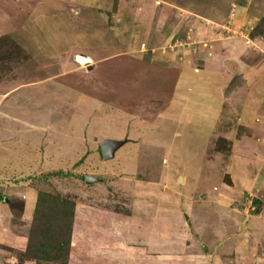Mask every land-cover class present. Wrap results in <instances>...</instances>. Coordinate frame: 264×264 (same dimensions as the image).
Here are the masks:
<instances>
[{
    "label": "rangeland",
    "instance_id": "obj_1",
    "mask_svg": "<svg viewBox=\"0 0 264 264\" xmlns=\"http://www.w3.org/2000/svg\"><path fill=\"white\" fill-rule=\"evenodd\" d=\"M97 1L70 0L66 4L74 10L77 4L99 6L98 10H94L95 14L86 20L87 15L85 17V13L82 14L80 17L82 23H79V17L73 16V19L78 20L77 26L83 28L90 27L94 20L99 21L95 23L97 28L106 24L105 28L109 30L110 36L106 38L109 43L112 39L117 42L118 49L101 51L102 47L96 44L100 50L87 51L84 48L90 45L86 44L77 45L80 50H74L66 56L62 55L61 51H55L53 66L44 70V76H52L55 80L62 78L65 86L49 80L36 86L22 87L16 94V103L12 101L16 104L17 116L23 115L27 119L25 126L30 129L27 132H19V127L14 136L3 134L4 142H15L19 138L21 141L34 143L38 139L39 148H42V145H46L47 134V139L51 143L49 148L53 154L59 153L56 157L57 162L54 160L46 162L44 159L38 161L43 164L34 166L25 160L29 165L22 168L14 166L8 173L10 175L3 172L5 166L0 165V211L3 204L11 214L13 213L14 227L20 225L16 216L22 206L21 200L15 198L14 191L24 184L26 190L32 189L37 195L30 223L16 227V230L26 238L27 246L22 253L16 254L15 264H20L25 258L36 260L41 258L42 261L63 264L70 253L69 250L71 264H80L82 260L80 248L83 242L88 240L89 232L82 229L79 224L94 222L95 215H98L94 212L100 211L117 216L121 221L122 218L135 213L133 205L139 198L144 199L145 208L138 209L139 212L136 211L135 215L156 222L151 230L145 229L146 235H142L149 238L152 243L151 256L179 247L180 240H183L178 236L181 231H178V227L170 229V226L163 223L170 218L174 221L177 217V222L184 223L183 232L187 233V237L184 238L190 246L186 253L182 254V251L176 253L177 257H174L176 262L173 260L171 264H208L214 259L216 245H221L216 241L220 240L219 236L216 240L212 237V228L208 223L213 222V212L217 208L226 211L227 207L221 206L216 196L222 192L219 186L222 188L230 180V171L225 172V168L228 169L233 162L230 148L232 149L233 144L239 145L242 135L243 139L249 140L246 142L249 144L247 152L245 151L246 155L244 157L241 155L242 163L250 167V173L254 176L264 175V165L261 164L264 149L260 152L255 148L260 136H264L262 132L261 135L257 133L264 125V100L258 102L254 97L251 100L246 97L249 91L253 92L250 83L252 80L255 81V74L246 68L244 71L239 70L236 65L242 62L246 67L256 64L255 62H264V37L258 32L261 26L264 28V6H258L261 11L258 13V20L251 25V30H247L245 26L247 23H244L243 27H236L231 18L216 19L219 16L218 10L215 16L212 9L201 2L196 3V0H164L167 4L158 0H100V4ZM7 3L9 4L6 5ZM13 3L14 0H0V15L8 16L15 13L6 21L3 16L0 23L2 83L4 78L14 79L11 74H15L13 69L16 56L29 57L24 55L25 50L23 54L14 52L15 47L19 48L22 44L18 32V28L22 26L20 24H23L21 22L25 23L24 27L33 22L29 21V16L25 13L30 10L24 6L23 10L21 7L13 11ZM29 4V7L34 6L35 0H31ZM52 6L48 4L49 10L44 13L45 22L40 23L51 36L53 33L58 34L65 26V19L50 11ZM253 7L246 8V12L255 15ZM16 15H22V18L19 16V19H16ZM219 24L227 27H217ZM41 30L43 32L45 28ZM212 32L216 37L221 35L232 40L242 39L247 43V52L227 66L223 74L225 78H220L217 83V95L220 97L219 93H222L224 97L223 102L218 101L222 107L217 109L211 100L205 98L206 93L192 100L188 95L190 88H185V91L186 89L188 91L185 93L180 89L179 91L183 92L180 97L177 86L174 85L175 79L180 76L181 70L177 66L180 61L185 62L195 73L200 68L198 64L201 52L205 43L211 39ZM88 40L98 43L97 39ZM54 43L62 45L56 40ZM198 49L200 54L197 52ZM60 53L63 56L62 61ZM206 54L208 48L204 49V55ZM86 57L91 59L86 62L88 60ZM23 62L22 65L25 66L26 63ZM60 64L64 67H60ZM255 67L257 68V64ZM17 71L21 72L19 68ZM31 73L33 72L27 76L34 75ZM119 78L121 88L124 89L125 86L129 94L135 96L123 100V94L113 91L112 87L116 88L115 84ZM124 79H128V82L122 85ZM173 86L177 94L176 91L172 92ZM256 87L258 89L259 86ZM6 89L2 86V93ZM244 97L246 101L250 100V103L239 101ZM98 107L103 108L105 115ZM171 107V112H166V109ZM246 108H249L248 118L242 113ZM195 110L197 114H194ZM163 111L166 115H172L173 112V116L176 115L174 120L178 122L163 117L161 114ZM214 113L219 114L220 118H213ZM46 125L52 128L47 126L48 130L46 129L45 133L42 129ZM95 128L99 130L98 134L94 133ZM82 133L86 148L84 147V151L80 153L81 156L64 161L67 155L60 153L74 152L81 145L79 138ZM101 136H118L125 141L115 154L104 158L98 146ZM33 152L34 154L37 152L35 143ZM86 176L89 180H86ZM215 176L218 179H215ZM179 177H183V181L180 182ZM200 180L206 181L198 183ZM207 183L210 189L213 184L212 189L219 194L214 195L208 202L207 209L210 217L212 216L211 219H208L207 224L201 222L198 229H194L189 223L190 203L193 202L194 205L195 202H200L199 199L205 192L199 186L206 187ZM140 185L143 187H139ZM142 192L144 193L141 194ZM161 192L167 199L161 197ZM254 192V189H246V194L238 197L236 205L239 206L237 209L239 213L245 212V215H250L264 207V196L254 197ZM87 211L91 212L86 213ZM173 213L177 215L174 216ZM85 216L86 219H81ZM168 217L170 218L167 219ZM0 219L2 220V217ZM73 225L75 236L72 238ZM230 226L234 228L232 224ZM116 232L120 236L121 231ZM158 232L165 238L162 240L158 238ZM128 234L134 236L132 242L136 245L140 232ZM214 240L216 243H213ZM182 242L184 244V241ZM122 243L118 244L117 253L120 257L126 249L125 242ZM116 246L117 244L105 247L116 252ZM2 250L4 248L0 244V264H5ZM216 250L219 251L217 248ZM219 254L224 261L221 251ZM46 257H49V260L42 259ZM192 257H197V260H191Z\"/></svg>",
    "mask_w": 264,
    "mask_h": 264
},
{
    "label": "crops",
    "instance_id": "obj_2",
    "mask_svg": "<svg viewBox=\"0 0 264 264\" xmlns=\"http://www.w3.org/2000/svg\"><path fill=\"white\" fill-rule=\"evenodd\" d=\"M70 1V0H68ZM67 0H42L40 3L39 1L35 0L34 6H30L31 0H14L13 3V11H17V8L22 7V10L25 7H28L30 11H26V15L29 16V21L31 22L30 25L24 27L25 24L24 22H21L23 24L20 28H18L19 32V38L21 39V43L19 48L15 47L16 52L15 54L22 53L23 50H25L24 55H29V57H23L21 56H16L15 57V63H14V69L13 73L11 76L14 78L12 80H9V78L5 79L4 82L2 83V79L0 80V165H4L3 172L6 174L9 173L10 169L12 171L13 167H20L22 168L24 165H29L27 161L31 165H38V164H43V162H38L39 160L46 159V162H50L51 160H54L57 162V154H53L51 151L50 147V142L48 141V135L46 134V145H42V148H39L38 144V139L34 141L35 143V148L37 152L34 154L33 149H34V143L29 142L27 140L21 141L19 138L13 141H8L4 142L2 139V135H13L14 132L19 129V132H27L30 128L25 126L27 123V119L22 117L17 116V109H16V103L17 97L16 94H18L19 90L22 87H31V86H36L40 83L44 82H57L61 83L60 85L65 86L62 78L55 80L54 77L52 76H44V70L51 68L53 59H54V53L55 51L62 52V55L69 54L74 52V50H80L77 45L79 46H84L86 44L90 45L88 47H85V50H100L99 46L96 44H99L102 48L101 51L104 49H107L108 51H116L119 47L118 43L115 42L113 39L108 42L107 38L110 37L109 30H107L106 24L104 25L102 22V26L97 28L95 23H99V21L94 20V24H92L90 27H78V20L79 23H82V19L80 18L82 14L85 13V20L91 17L92 15L95 14L94 10H98L97 7L99 6H91L87 4H77L75 5L76 10L70 9L67 7ZM84 1V0H83ZM99 4H100V0ZM97 1V3H98ZM163 2L164 4H167L164 0H158ZM196 3H203L205 6L209 7L210 10L214 12V15L216 16V12L218 10L219 16L216 19H221V20H227L231 18V21L233 22V25L236 27H243V24L247 23L245 26H247V30H251L252 26L254 25L255 22H257L258 18V13L261 12L258 9V6H264V0H196ZM12 2V1H10ZM7 3L6 5H8ZM48 4H53L52 8L50 11H54L53 14H55L58 17H61L62 19H65V26L62 28V30H59L58 34H52L50 35L49 32L46 31V27L43 26L42 22H45L44 20V13L45 11L49 10L48 9ZM98 5V4H97ZM253 7L255 12V15H250V13L246 12V8ZM152 7V6H150ZM19 9V10H20ZM216 10V11H215ZM76 11L75 13H73ZM135 12V11H133ZM22 15H24L23 11H21ZM15 13L9 14L8 16L6 15H0V23L2 22L3 16L5 17V21L8 20L9 18H12ZM19 15L20 18H22ZM17 16V17H16ZM16 19H19V16L16 15ZM73 16L79 17L78 20L73 19ZM212 17V16H211ZM264 17V15H263ZM95 18V17H94ZM214 18V17H212ZM215 19V18H214ZM93 22V20H91ZM104 22V21H103ZM17 24V25H19ZM71 24L73 26H71ZM93 27L95 29H93ZM24 28H27L24 30ZM45 30L42 32L41 29ZM244 28V29H246ZM1 29V28H0ZM21 29V30H20ZM2 32V30H0ZM42 32V33H38ZM259 35L264 37V28L262 26L259 28ZM111 34V33H110ZM213 32L211 34V39L208 40V42L205 43L203 46V51L201 52L202 55L200 57V62L198 65H200V68L197 69V72L195 73L194 70L191 69L187 64L184 63H178L177 66L179 67L180 71V76L175 79L174 85L176 84V88L178 90V93L180 97L183 95V90L184 93L188 92L187 89L185 91V88H190V98L192 100L196 99L197 97L204 94L208 98V100L212 101V105L215 106V108L222 107V105L219 102H223L224 97L222 93L216 92V87L218 81L225 77H223V74L225 73V69L227 68L228 65H231L232 62L236 59H240L245 52H247V43L245 41H242V39H234L232 40L227 39L221 35H218L219 37L213 36ZM106 38L104 40L103 38ZM258 37V36H257ZM42 39V40H41ZM50 39V41H48ZM84 39V40H83ZM95 40L97 39L98 43H93L92 41L88 40ZM208 39V38H206ZM57 41L58 43H62V45H55L54 41ZM80 40V41H79ZM23 43L25 45H23ZM110 46V47H109ZM0 47H1V42H0ZM208 48V54L204 55V49L206 50ZM246 48V49H245ZM198 54H200V50H197ZM44 55V58H43ZM61 53L59 54L61 61L63 60V56ZM196 56V55H194ZM89 61L91 58L86 57ZM85 58V59H86ZM25 61L26 65L23 66L22 63ZM91 62V61H90ZM257 68L255 67L256 64H252L250 66L244 67L242 65V62L236 64L239 70H243L246 68L252 74H255V81L252 80L250 83V89L253 91L252 93L249 91V93L246 95L247 98H250V100L254 97L256 101L264 100V69H263V63H257ZM61 65V64H60ZM60 67H64L61 65ZM189 67V68H188ZM18 68L21 70L20 73H17ZM255 68V69H254ZM2 69V68H0ZM33 72L30 77L27 76V74H30V72ZM36 71V72H35ZM230 73V72H229ZM225 76V75H224ZM259 79L258 81H256ZM261 79V80H260ZM29 80V81H28ZM121 79L119 78L118 82H116L114 86L112 87L114 92H119L122 95L123 100L128 98L129 96H135V94H129L128 88L124 86V89L121 88L120 85ZM128 82V79H124L122 81V85ZM258 85V89L256 87ZM2 86H5L7 89L4 90L2 93ZM191 86V87H190ZM256 87V88H254ZM179 88V89H178ZM254 88V89H253ZM115 89V90H114ZM182 89V91H179ZM200 89V91L198 90ZM176 91L175 86L172 88V92ZM220 92V91H219ZM177 94V91H176ZM135 98V97H134ZM203 99V98H202ZM200 99V100H202ZM246 98L244 97L243 99H240V102H244ZM249 100V101H250ZM11 102V103H8ZM13 101V102H12ZM177 101V99H176ZM219 101V102H218ZM249 101H246L245 104L250 103ZM7 104V105H6ZM176 104V103H175ZM243 104V105H245ZM171 106V105H170ZM242 106V105H241ZM100 108V112L102 111V114L105 115L103 112V108ZM172 109H166V112L168 111L171 112L170 110ZM249 108L243 109L242 113L246 118H248L249 115ZM216 111V110H215ZM99 112V111H98ZM165 112V113H166ZM163 117L165 118H172L174 120L173 112L172 115H166L161 113ZM197 114L196 110L195 113ZM172 116V117H171ZM198 116V115H195ZM77 117V116H76ZM214 117L220 118L219 114L213 115ZM6 119H12L11 121H8ZM76 120H78L76 118ZM45 121V120H44ZM74 121V120H73ZM177 121V120H174ZM46 122V121H45ZM178 122V121H177ZM49 124V122H47ZM96 123V121L94 122ZM97 124V123H96ZM179 124V123H178ZM33 126V124H30ZM85 125V124H84ZM83 125V126H84ZM47 126L52 128L50 125H46L42 131L46 133ZM86 126V125H85ZM169 126V123L167 124ZM15 128L12 129V128ZM22 128H26L25 130H22ZM48 130V129H47ZM32 131V128H31ZM34 131V130H33ZM99 130H96L95 128V134H98ZM82 132V131H81ZM120 131H118L119 133ZM264 133V125L260 127L259 131L257 132L258 134ZM92 131V134H94ZM100 133V132H99ZM114 134V132H112ZM117 133V134H118ZM261 133V134H262ZM260 134V135H261ZM227 134L225 133L224 136ZM84 133L80 135L79 142L81 145L72 153H60V155H67V158H65L64 161H69V159L73 160V158H79L81 156V152L84 151L85 146V139H84ZM103 140H119L121 141L120 145L117 146L113 151L112 155L115 154L117 149L122 146V143H124L125 140L118 138V136H110V137H100L98 141V146L99 142ZM239 145H234L231 150L232 153V163L228 166V169L225 168V172L228 170L230 171V180L227 185H223L222 188L219 186V190L221 192L220 195L216 196L218 203L223 206L225 205L226 211L220 210V208H217L213 214V222L208 223V219H211L210 214L208 212L207 206L208 202L210 199L213 198L214 195L219 194V192H216V190L212 189L211 184V189L209 188V184L207 183L206 187L199 186L203 189L205 192V195H202L200 197V202L197 201L193 204L190 203V217H189V223L193 225L194 229H198V226L203 222V224L210 225L212 228V237L216 240L217 236L220 237L221 242L216 240L219 244L221 245H216V248L219 250L217 252L215 248V253L214 259L212 262L208 264H238L240 263H245V264H264V207H261L257 213L254 214H246L245 212L239 213L237 210L239 206L236 205L238 197H241V195L246 194V189H254V197H263L264 196V175L262 174L261 176H254L251 174V169L249 166H246V163H242L243 160L241 158L246 155L245 151L248 150L249 144H247L246 139H243V135L241 136V139H239ZM67 141V140H65ZM68 142V141H67ZM33 146V148H31ZM53 146V144H52ZM95 146V145H94ZM239 146V149L237 147ZM245 146V147H243ZM255 148H258L260 152L264 149V136H260V141H258V144L255 145ZM55 149V147H52ZM81 149V151H80ZM240 151V152H239ZM239 152V153H238ZM247 152V151H246ZM83 154V153H82ZM263 154V153H262ZM17 155V156H16ZM76 158V159H77ZM244 159V158H243ZM27 160V161H25ZM215 163V162H214ZM243 164V165H242ZM261 164L264 165V157L261 156ZM12 167V168H8ZM18 169V168H17ZM26 173V172H25ZM208 174V173H206ZM10 175V174H8ZM214 176V175H210ZM215 179H218L215 176ZM179 180L183 181V177H179ZM207 180V179H206ZM206 180H200L198 183H203ZM209 180V178H208ZM154 183V182H153ZM156 183V182H155ZM145 186V185H144ZM148 187L149 185L146 184ZM139 187H143V185H140ZM27 188L25 185L19 186L15 193V198H18L22 202V206L19 209L17 213V220L20 225L14 227V221H13V213L9 212L7 207H5L2 204V210L0 211V218L2 217V220L0 219V244L4 248L2 250V257L5 258V264H15L17 260V255L22 253L25 248H26V238L23 236L21 232L16 230V227H23L30 223L33 213H34V208L36 204V198L37 195L36 193L32 190H26ZM196 189V188H195ZM140 190V189H139ZM142 192L141 194H143ZM192 194V193H191ZM165 194L163 195L161 192V197H164ZM253 196V195H252ZM21 197V198H20ZM182 197V195L180 196ZM185 197V196H183ZM167 199V197H164ZM143 198L137 199L133 205V211L137 213L136 211L139 212L138 209L145 208V204L143 202ZM167 204V203H166ZM196 204V205H195ZM1 206V205H0ZM88 207V206H87ZM171 211V210H169ZM244 211V210H242ZM91 212L87 211L86 213ZM132 214L129 217H124L120 219L117 216H112L108 213L102 212H94L95 215V220L94 222L88 223L84 222L79 224L80 227L86 231L89 232V235L87 236V241L83 242L81 249V254H82V260H80V264H171L174 260V257H177L176 253H180L182 251L183 253H186L185 251H188L189 246L187 243V240H185L184 236L187 237V233L185 234L183 232L184 228V223L183 221L177 222V217L174 219V221L168 217L167 219L170 218V220H166L163 223L166 224V226H170V229H173V227H178L181 233L178 235L183 238V240H180V245L178 248L175 250H170V251H165L162 253H156V255L151 256L150 250H151V245L152 243L150 242L149 238H144L142 236L145 234V229L151 230L156 222L154 220H146L143 218H140L139 216ZM170 214V213H169ZM174 216L177 214L173 213ZM239 214V215H238ZM104 215V217H103ZM249 215V216H248ZM86 219L87 217H83L81 219ZM174 218V217H173ZM164 219V218H163ZM124 220V221H123ZM168 221V222H167ZM122 222V223H121ZM174 222H177L176 224ZM134 223L136 225L134 226ZM199 224V225H198ZM232 224V226H230ZM130 229V231H129ZM75 231V225H73V230L71 231V237L73 238ZM116 231H121L120 236L117 235ZM132 232L133 234L139 233L137 242H139L135 245L134 242H132V238L134 237L133 235L130 236L128 233ZM135 232V233H134ZM246 234V235H245ZM128 235V236H127ZM146 235V234H145ZM158 238L161 240L165 238V236L161 233L158 232ZM124 239V240H123ZM214 240L213 243H216ZM184 241V244L183 242ZM122 242H125L126 249L122 257L117 253L119 252L118 244H123ZM117 244V251H109L105 246ZM69 245V244H68ZM71 249H72V240H71ZM74 245V244H73ZM184 245V247H182ZM70 247V246H69ZM191 249V248H190ZM70 253H68L66 262L63 264H71V250H69ZM173 251V252H172ZM222 252V255L224 257V261L220 258L219 252ZM122 252V253H123ZM170 252V253H169ZM261 252V254H260ZM188 253V252H187ZM173 257L170 258L169 257ZM198 256V255H197ZM182 260L184 259L183 257L181 258ZM196 259L197 257L194 258L192 257L191 260ZM188 260V261H191ZM79 262V260H78ZM20 264H61V263H55V262H47V261H40L39 259H32V258H25L22 259Z\"/></svg>",
    "mask_w": 264,
    "mask_h": 264
},
{
    "label": "water",
    "instance_id": "obj_3",
    "mask_svg": "<svg viewBox=\"0 0 264 264\" xmlns=\"http://www.w3.org/2000/svg\"><path fill=\"white\" fill-rule=\"evenodd\" d=\"M80 58H83V57H80ZM120 143H121V141H119V140H103V141L99 142V149L101 152V156L104 158H108L109 156H111L112 151L117 146H119ZM85 178H86V180H89V178L87 176Z\"/></svg>",
    "mask_w": 264,
    "mask_h": 264
},
{
    "label": "built area",
    "instance_id": "obj_4",
    "mask_svg": "<svg viewBox=\"0 0 264 264\" xmlns=\"http://www.w3.org/2000/svg\"><path fill=\"white\" fill-rule=\"evenodd\" d=\"M223 25V24H222ZM221 24L217 25V27L226 28L227 26H222Z\"/></svg>",
    "mask_w": 264,
    "mask_h": 264
},
{
    "label": "trees",
    "instance_id": "obj_5",
    "mask_svg": "<svg viewBox=\"0 0 264 264\" xmlns=\"http://www.w3.org/2000/svg\"><path fill=\"white\" fill-rule=\"evenodd\" d=\"M27 246V245H26ZM33 257V256H32ZM35 258V257H34ZM39 259V258H38ZM43 260L46 259V260H49V257H46V258H42ZM41 260V258H40Z\"/></svg>",
    "mask_w": 264,
    "mask_h": 264
}]
</instances>
